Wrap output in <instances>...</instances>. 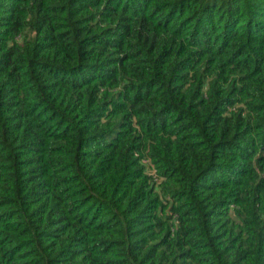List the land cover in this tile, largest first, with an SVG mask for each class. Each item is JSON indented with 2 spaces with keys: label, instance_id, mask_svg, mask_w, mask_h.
<instances>
[{
  "label": "trees",
  "instance_id": "obj_1",
  "mask_svg": "<svg viewBox=\"0 0 264 264\" xmlns=\"http://www.w3.org/2000/svg\"><path fill=\"white\" fill-rule=\"evenodd\" d=\"M0 264H264V0H0Z\"/></svg>",
  "mask_w": 264,
  "mask_h": 264
}]
</instances>
